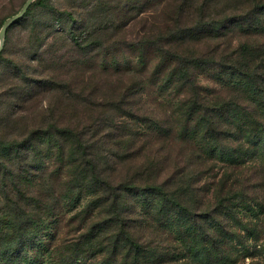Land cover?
<instances>
[{
	"label": "trees",
	"instance_id": "obj_1",
	"mask_svg": "<svg viewBox=\"0 0 264 264\" xmlns=\"http://www.w3.org/2000/svg\"><path fill=\"white\" fill-rule=\"evenodd\" d=\"M146 1L34 0L8 27L0 61L8 32L23 31L20 57L0 74V251L11 264L68 212L61 246L74 264H233L252 254L233 246L243 237L238 206L252 196L236 167L264 159V0H173L157 32L121 35ZM124 46L141 60L131 81L111 93L71 82L81 60ZM150 48L160 54L154 72L163 65L160 88L170 90L151 108L143 102ZM199 68L233 83L207 93ZM76 88L98 110L63 121L61 108L80 102ZM218 162L229 169L212 204L208 184L196 182ZM166 227L181 235L173 248Z\"/></svg>",
	"mask_w": 264,
	"mask_h": 264
},
{
	"label": "rangeland",
	"instance_id": "obj_2",
	"mask_svg": "<svg viewBox=\"0 0 264 264\" xmlns=\"http://www.w3.org/2000/svg\"><path fill=\"white\" fill-rule=\"evenodd\" d=\"M25 1L0 0V28L8 17L21 9ZM146 3L147 5L143 11L126 25L121 35L126 34V36L133 37L137 34L157 32L160 27L170 22L169 11L174 3L173 0H147ZM214 7L215 5H211L210 9ZM182 17L187 22L190 20L188 17H196V15L189 16V14H184ZM22 33V28L19 25H15L8 32V43L6 51L3 54L5 60L0 61V74L12 67L11 59L20 57L18 49L21 47L20 39ZM229 35L231 34L227 33V36ZM238 39L237 35L232 37L233 45L237 44ZM107 52L105 55H103V52H100L94 57L81 60L77 64V68L73 69L71 82L73 79H79V81H82L81 85L86 84V86L90 87L91 84H94L101 90V93L104 91L111 93L117 86L131 81L134 69L139 67L141 62L138 52L129 46L116 48L113 54L109 53V51ZM148 59H151V61H147L145 65L147 67L145 72L147 82L146 90L143 92V102L151 108L155 103L168 99L170 90L160 88L161 77L164 73L163 65L161 69L154 72L155 65L160 63V54L150 48L148 50ZM198 79L207 93L215 91L220 93L226 92L225 90L228 88L227 84L233 83V79L226 76L225 73H215L210 68H199ZM77 89L74 90L71 98L80 102L73 109L65 110L61 108V118L63 121H66L68 116L73 117L72 120L86 121V118L91 115L94 116L98 110V108L94 110L88 104H85L86 102ZM54 112L55 115L59 113V111ZM51 163H53V157L49 160V167H51ZM225 165L218 162L217 166L213 169V173L205 175L196 182L197 186H203L204 183L208 184L206 197L211 199L212 204L216 199L214 196L215 192L219 190L218 182L226 168L229 169V166ZM232 168L234 167L232 166ZM236 169H239L238 171L246 175V192L252 196L249 207H245L243 204H239L238 206L237 215L243 223H241L242 226L236 225L235 231L236 234L241 233L243 237L241 241L235 240L233 246L235 247L234 251L235 249H245L252 254L246 255V252L243 250L244 253L233 264H264V159H260L259 157L249 158L244 164L236 167ZM196 195L198 196V193ZM87 199H89V196L85 197L83 203ZM70 215H72V212H68L66 215L67 219L57 225L53 222L47 223V226H44L42 230L43 237L41 243H39L40 247L27 250V253L17 260L19 261L17 264H74L73 258L75 255L67 247L61 246L68 232L66 221ZM249 229H251L252 233L248 231ZM161 231L165 234L166 238L170 239L167 242L171 248L180 243L181 235L176 233L175 227H166ZM181 252V255H186V257H181L182 263L190 262L192 257L191 252L185 247L182 248ZM78 263L83 264V261ZM0 264H11V262L4 259L1 251ZM85 264L94 263L87 259Z\"/></svg>",
	"mask_w": 264,
	"mask_h": 264
},
{
	"label": "water",
	"instance_id": "obj_3",
	"mask_svg": "<svg viewBox=\"0 0 264 264\" xmlns=\"http://www.w3.org/2000/svg\"><path fill=\"white\" fill-rule=\"evenodd\" d=\"M34 0H26L21 9L8 17L2 24L0 28V51L3 48L4 42H5V35L8 27L13 24L15 21H17L19 18H21L27 11L28 7Z\"/></svg>",
	"mask_w": 264,
	"mask_h": 264
}]
</instances>
